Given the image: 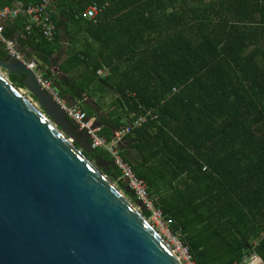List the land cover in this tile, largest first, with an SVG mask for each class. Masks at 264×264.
I'll list each match as a JSON object with an SVG mask.
<instances>
[{
    "label": "trees",
    "instance_id": "trees-1",
    "mask_svg": "<svg viewBox=\"0 0 264 264\" xmlns=\"http://www.w3.org/2000/svg\"><path fill=\"white\" fill-rule=\"evenodd\" d=\"M94 4L101 12L87 17ZM52 13V39L25 12L4 37L36 52L61 99L97 118L98 136L129 128L121 154L196 264L250 251L264 260V0H57ZM65 49L60 75L54 57ZM25 78L9 74L18 88ZM94 155L112 162L102 148ZM104 173L136 201L116 165Z\"/></svg>",
    "mask_w": 264,
    "mask_h": 264
},
{
    "label": "water",
    "instance_id": "water-1",
    "mask_svg": "<svg viewBox=\"0 0 264 264\" xmlns=\"http://www.w3.org/2000/svg\"><path fill=\"white\" fill-rule=\"evenodd\" d=\"M0 68L37 99L0 70V264H182L36 73L11 56Z\"/></svg>",
    "mask_w": 264,
    "mask_h": 264
},
{
    "label": "built area",
    "instance_id": "built-area-1",
    "mask_svg": "<svg viewBox=\"0 0 264 264\" xmlns=\"http://www.w3.org/2000/svg\"><path fill=\"white\" fill-rule=\"evenodd\" d=\"M56 2L57 0H42L37 4H31L27 6L25 9L12 7L0 9V42L6 45L9 56L15 57L18 61L25 63L31 70L36 73L43 88L55 96L56 100L67 112L68 116L81 126L80 129L87 130V132L90 134L89 140L92 148H102L112 157V161L121 171L122 176L128 181V185L135 193L136 198L142 202L144 209H147L151 212L149 218H151L155 223L159 225L164 234L171 235L170 238H173L174 241L178 243L177 244L175 242L183 251L184 259L186 260L187 264H196L190 252L188 251V247L181 242L178 235L171 229V219L166 217L163 214L162 210L154 204V201L149 196L145 181L135 174L131 164L129 162H126L123 155L121 154L119 143L123 141V137L127 132H129V128L125 127L114 132V137L111 141H108L104 137L98 136L97 133L100 127L95 126L96 119L87 117V113L80 107L69 106L66 101L61 99V97L55 90L52 81L45 78L43 73L39 70L38 63L35 60L28 59L24 53L20 52L13 40H7L4 37L6 23L9 20H13L18 17L21 12H25L29 17L30 22L32 23L31 27L33 25L40 27L44 35L52 39L56 31V24L53 20L52 7ZM100 12L101 9L99 8V6L94 4L87 9L86 16L94 18ZM22 90L24 92L25 89L22 88ZM144 121L145 118H140L134 124L139 125ZM263 262V258L258 253H256L255 251H250L248 253H245L241 260L235 262L234 264H263Z\"/></svg>",
    "mask_w": 264,
    "mask_h": 264
},
{
    "label": "crops",
    "instance_id": "crops-1",
    "mask_svg": "<svg viewBox=\"0 0 264 264\" xmlns=\"http://www.w3.org/2000/svg\"><path fill=\"white\" fill-rule=\"evenodd\" d=\"M53 7H54V6H53ZM4 8H6V7H4ZM17 8H19V7H17ZM2 9H3V8H2ZM73 32H79L80 35H81V37L85 35V32H84L81 28H78V29H76V30L73 29ZM19 38H20V36L17 35V36L15 37V39L13 40L14 42H16L17 49H18L20 52L22 51V53H24L28 59L35 60V59H36V56H35V53H36V52H35L31 47H26V48H25V47L21 46L20 43H19ZM68 44H69V39L66 40V42H65L66 47L68 46ZM65 58H66V49L64 50V52L62 53V55H61V54H57V55H55V57H54V61H55V62H54V63H55V64H54V69H55V72L60 73L59 64H60ZM36 60H37V59H36ZM57 61H58V62H57ZM60 75H62V73H60ZM87 101L90 102L95 108H97V105L94 103V102H95L94 100H92V99H87ZM67 103H68L69 106H77V107H79L78 104L75 103V102H73V101H68ZM100 116H102V114H100ZM94 119H96V118H94Z\"/></svg>",
    "mask_w": 264,
    "mask_h": 264
},
{
    "label": "rangeland",
    "instance_id": "rangeland-1",
    "mask_svg": "<svg viewBox=\"0 0 264 264\" xmlns=\"http://www.w3.org/2000/svg\"><path fill=\"white\" fill-rule=\"evenodd\" d=\"M1 72H3L5 74V76L9 77V73L0 68ZM27 98H29L34 104H37V101L32 97V94L28 91H26V89L24 90L23 92ZM40 108V107H39ZM44 112V111H43ZM94 162V161H92ZM113 183L117 186L116 182L113 181ZM122 191V193L133 203V205L140 211H142V207L135 201L133 200L132 198H130L128 195L125 194V192L120 189ZM148 220L151 222V224L158 230V232L162 235V237H164V239L166 240V242L168 241L169 244L172 246V248H174L177 252V254L181 257V260H182V264H187L186 260L184 259V254H183V251L179 248V246L177 245L178 243L176 241H174L173 238H170L171 235H167V234H164L163 231L161 230V228L159 227V225L157 223H155L151 218H148ZM177 244H176V243ZM176 246V247H175Z\"/></svg>",
    "mask_w": 264,
    "mask_h": 264
},
{
    "label": "bare ground",
    "instance_id": "bare-ground-1",
    "mask_svg": "<svg viewBox=\"0 0 264 264\" xmlns=\"http://www.w3.org/2000/svg\"><path fill=\"white\" fill-rule=\"evenodd\" d=\"M3 76L6 77L5 74ZM166 243L170 246V249H171L172 253L176 256V258L182 263L181 257L177 254L176 250L174 248H172V246L169 244L168 241Z\"/></svg>",
    "mask_w": 264,
    "mask_h": 264
},
{
    "label": "flooded vegetation",
    "instance_id": "flooded-vegetation-1",
    "mask_svg": "<svg viewBox=\"0 0 264 264\" xmlns=\"http://www.w3.org/2000/svg\"><path fill=\"white\" fill-rule=\"evenodd\" d=\"M90 156L92 157V161H95L96 159L101 158V157H99V156L94 155V152H93V154H91ZM107 166H108V165L103 164V165L101 166V169L105 170Z\"/></svg>",
    "mask_w": 264,
    "mask_h": 264
}]
</instances>
